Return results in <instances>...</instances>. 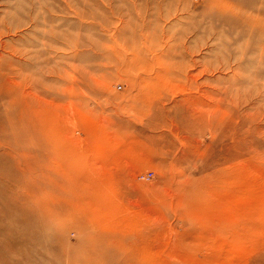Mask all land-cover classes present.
Listing matches in <instances>:
<instances>
[{
    "label": "rangeland",
    "instance_id": "rangeland-1",
    "mask_svg": "<svg viewBox=\"0 0 264 264\" xmlns=\"http://www.w3.org/2000/svg\"><path fill=\"white\" fill-rule=\"evenodd\" d=\"M32 122L0 264H264V0H0V141Z\"/></svg>",
    "mask_w": 264,
    "mask_h": 264
},
{
    "label": "bare ground",
    "instance_id": "bare-ground-1",
    "mask_svg": "<svg viewBox=\"0 0 264 264\" xmlns=\"http://www.w3.org/2000/svg\"><path fill=\"white\" fill-rule=\"evenodd\" d=\"M138 61L139 60L136 59V60L133 61V63L134 64H137ZM166 72L165 73H162V75L166 76ZM31 125L33 127L24 126L23 123L20 124V125H16L15 128H13V130H12V133H11V136L9 137V140L7 142H5V143L0 141V150L1 151H4V148L8 147L7 150L11 152L10 153V152L4 151L8 155L7 158L9 160L7 158H5V157H1L0 156V161H3L2 159H5L6 162H9L10 161V162H14L15 163V169L12 166L8 168V170H9L8 172L10 174H12L15 178H22L23 175L28 176L30 178H36L37 174H39V169H42V161L41 160L38 159L37 162H36L35 161V157H32V156L26 157L23 152L19 151V148L21 147L19 144L25 145L26 147L28 146L27 144L22 143V141H24V139L26 137H32L34 139V141H35L36 144L43 145L41 143V138H40V132H41V130L43 128L42 129L41 128H36L35 126H37V125L35 124V122H32ZM4 131H6V130H4ZM2 175H3V171L0 170V178L2 177ZM31 188L34 190L35 189V185H32ZM4 191H6V190L5 189H1L0 190V203L3 202V199H4L3 193H4ZM33 194H35V193H33ZM7 201L9 202L8 199H4V202L8 203ZM60 202L61 201H59L57 199H52L51 202H50V205L49 204H45V208H47L50 211L51 215L53 214L52 217L53 216H56V214L54 213V211L57 214L61 215L63 212H65L66 210H68L67 204L65 203V205H64V204H62L63 202L62 203H60ZM9 228H11V226ZM94 229L95 228H93V230ZM0 232H2L1 224H0ZM6 234H7V240L5 241L4 245H2V246H4L5 248H11V246H12V243L11 242H13V244H14L13 238L15 237L16 238V241H17L20 238L17 235H20V234H18L17 232L15 233L13 230L7 231ZM89 234H92V236H90V239L92 238V239H96L97 240V239H99L101 237L100 234H99V232L96 231V230L88 233V235ZM49 238L51 239V237H49ZM53 239H54L53 241H55V238H53ZM63 243L64 242L60 243L61 248L63 250H66L64 248ZM84 250L85 249H83V251ZM89 254H92V253L89 252ZM84 255L88 256L87 254H84ZM3 256L4 255L2 254V252L0 250V259ZM65 264H66V262H65Z\"/></svg>",
    "mask_w": 264,
    "mask_h": 264
},
{
    "label": "built area",
    "instance_id": "built-area-1",
    "mask_svg": "<svg viewBox=\"0 0 264 264\" xmlns=\"http://www.w3.org/2000/svg\"><path fill=\"white\" fill-rule=\"evenodd\" d=\"M141 177L145 178V175H142ZM147 178H149V175L147 176Z\"/></svg>",
    "mask_w": 264,
    "mask_h": 264
}]
</instances>
